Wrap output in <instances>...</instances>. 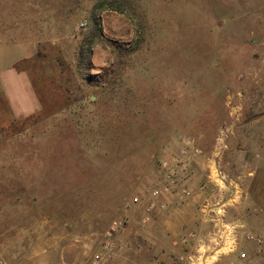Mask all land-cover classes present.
I'll list each match as a JSON object with an SVG mask.
<instances>
[{"label":"rangeland","instance_id":"rangeland-1","mask_svg":"<svg viewBox=\"0 0 264 264\" xmlns=\"http://www.w3.org/2000/svg\"><path fill=\"white\" fill-rule=\"evenodd\" d=\"M0 34L41 102L0 93V264H264V0H0Z\"/></svg>","mask_w":264,"mask_h":264},{"label":"crops","instance_id":"crops-1","mask_svg":"<svg viewBox=\"0 0 264 264\" xmlns=\"http://www.w3.org/2000/svg\"><path fill=\"white\" fill-rule=\"evenodd\" d=\"M0 34V37H11ZM16 36V35H15ZM34 36L24 41L0 42V93L11 116L28 118L41 108V102L27 70L15 66L38 56Z\"/></svg>","mask_w":264,"mask_h":264},{"label":"trees","instance_id":"trees-1","mask_svg":"<svg viewBox=\"0 0 264 264\" xmlns=\"http://www.w3.org/2000/svg\"><path fill=\"white\" fill-rule=\"evenodd\" d=\"M92 41H85L79 48L78 53V70L80 72H87L91 68L90 55L92 52ZM20 69V63L15 66Z\"/></svg>","mask_w":264,"mask_h":264},{"label":"built area","instance_id":"built-area-1","mask_svg":"<svg viewBox=\"0 0 264 264\" xmlns=\"http://www.w3.org/2000/svg\"><path fill=\"white\" fill-rule=\"evenodd\" d=\"M210 176H213L216 180L218 181H223L224 180V175L222 174L220 168L213 163L212 165H210ZM186 190H183V194H186ZM223 211L222 208L219 209V212ZM246 239L249 241H254L255 243H261L262 239L256 235H252V234H247ZM240 256L243 258L244 254L240 253Z\"/></svg>","mask_w":264,"mask_h":264}]
</instances>
